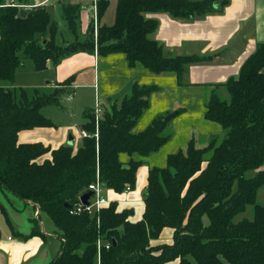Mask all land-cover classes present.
I'll use <instances>...</instances> for the list:
<instances>
[{"label":"trees","instance_id":"trees-1","mask_svg":"<svg viewBox=\"0 0 264 264\" xmlns=\"http://www.w3.org/2000/svg\"><path fill=\"white\" fill-rule=\"evenodd\" d=\"M28 1L15 0L22 5ZM216 1L118 0L114 23L98 25L95 31L91 22L84 34L81 6L62 3L72 40L59 43L58 26L44 5L20 16L18 6L0 0V81H13L24 58L41 71L48 61L57 64L87 52L123 53L129 67L172 72L183 84L189 65L207 62L213 55L165 53L149 37L158 20L145 13L191 19L214 11ZM106 6V0L97 1L98 18ZM74 80L72 74L50 89L0 87V190L30 202L39 210L37 219L43 211L61 230L60 251L48 264H192L191 259L197 264H264V198L256 202L264 185V41L256 44L237 76L220 83L229 100L212 90L205 104L204 118L227 129L226 136L202 147L190 138L185 149L167 154L164 166L150 167L137 220L131 219L133 208L119 209L116 200L93 214L73 209L97 180L115 193L130 191L142 162L132 156L146 157L169 140L167 113L155 115L141 130L134 129L150 106L151 95L159 90L157 84L133 82L129 94L103 107L97 122L94 108L84 110L81 128L88 135L76 148L18 142L21 130L56 126L42 107L58 105ZM121 153L129 159L123 162ZM248 171L255 172L247 176ZM248 205H253L252 219L235 222ZM0 211L6 215L1 201ZM37 219H30L27 237L43 235ZM164 228L173 230L171 241H158Z\"/></svg>","mask_w":264,"mask_h":264},{"label":"crops","instance_id":"crops-1","mask_svg":"<svg viewBox=\"0 0 264 264\" xmlns=\"http://www.w3.org/2000/svg\"><path fill=\"white\" fill-rule=\"evenodd\" d=\"M51 1L52 0H29L28 2L30 4H21L18 6V14L20 16H26L30 9L36 6L44 5L47 8V5ZM97 1L98 0H57L56 3L60 6L62 3L79 4L81 6L79 12L80 32L84 34L87 26L91 22H93L95 27L98 25H112L114 23L118 0H106L107 6L100 18H98L96 14ZM216 2L217 7L214 11L191 19H176L166 12L145 13L146 17L156 18L158 20V26L151 34V38L157 40L163 46L165 53L169 55H213L212 59L207 62L189 65L183 76V84L179 85L177 83V78L174 73H147V71H145L146 69H137L139 68L138 65L129 67L123 53L98 55L97 53L77 52L60 59L57 64L48 61L47 67L44 70L38 71L43 74L41 77H38V84L44 83L45 85L37 87L50 89L55 86L56 83L74 74L75 80L70 86L71 94L72 91L74 93L76 90H80L82 91V95H91L93 91L96 101H101L102 99L104 102L102 103L103 108L118 100L115 98V93L113 94V89H101L102 82L99 69L101 56L113 63L114 60L121 62L124 60L126 69L131 70V76H129L130 73H128V71L125 73L129 78L128 82L124 85V89L127 88L128 84L132 87L133 82L157 84L159 90L151 95L150 106L159 104L156 110L157 114L169 113L173 110H177L178 112L181 110V112L171 118L169 122H173L172 124L176 126V124H183L186 118L188 123L187 127L195 134V128L190 118L194 115L193 107L189 106L190 102H188V100L182 102L175 94L168 98V101L167 98L164 97V99H166L165 103H156L160 101L159 97L162 94L165 95L166 90H169L170 87L174 89V86L178 88L184 86L187 88H205L209 95L212 90L218 92V89L224 86L220 85V83H224L230 76H237L243 62L255 50L256 44L264 41V0H227L223 5L220 3L221 0ZM134 78L139 80H134ZM0 87L12 86L3 84ZM71 99H73V94ZM203 112L204 109L201 112L202 116ZM54 132L56 131L51 127H36L21 130L18 133V142H41L53 148L61 144L68 145L65 130L62 133L57 131V133L54 134ZM76 137H79L78 139L82 138L80 132L77 133ZM72 138V142H74L75 137L72 136ZM192 138H194L197 146H205L206 139L204 142L198 143L197 137L192 135ZM146 177L147 173L143 179L144 182L139 185L140 190L146 186ZM137 183L138 179L136 181V184ZM106 190L113 194H119L111 189ZM108 199L110 201L116 200V198L114 199L113 197H109ZM17 200V202L14 200L12 201V203H14L13 205H18V207L13 206V209L18 211L24 210L27 215V221L31 218L37 219L39 211L37 207H33L28 201ZM116 201L118 202V199ZM131 203L134 202H131V196L127 195L121 201L119 200L118 208H131ZM140 203V213L138 216L133 215L131 217L132 220H137L142 215V199ZM39 226L43 233L42 236L32 235L27 237L26 235L30 232L31 225L30 228L25 227L26 230H24L25 228L22 230L16 229V235H19L16 239L7 235L3 241L0 242V251L4 264H17L18 259L20 260L23 257L24 259H30L27 264H48L57 256L62 243L61 239L60 247L56 254L51 256L52 253H50L47 248L46 242L48 234L44 232L45 229L43 224ZM172 232L173 230L171 228H164L158 241H171Z\"/></svg>","mask_w":264,"mask_h":264},{"label":"rangeland","instance_id":"rangeland-1","mask_svg":"<svg viewBox=\"0 0 264 264\" xmlns=\"http://www.w3.org/2000/svg\"><path fill=\"white\" fill-rule=\"evenodd\" d=\"M57 0H52L47 6V9L49 10L53 20L56 22L58 26V38L56 39L59 43L67 42L72 40V37L68 31L67 25L65 23V20L63 19L60 5L56 3ZM149 37H152L149 35ZM47 38V36H46ZM119 59V58H117ZM124 60L121 61H115L114 63L111 61H107L103 56H101L100 61V74H101V82L102 87L101 89H107L111 90L113 89V94L115 93L116 100H120L126 93L129 94L131 91V85L128 84L127 90L124 89V85L128 82L129 76H131V70L126 69ZM139 68L137 69H144L142 66L138 65ZM126 69V70H125ZM126 71H128L129 76L126 75ZM148 72V70H145ZM172 73V72H169ZM42 72H38L35 70L34 65L32 61L29 58H24V64L19 66L15 71L14 81H0V86L3 84L9 85V86H22L26 88L30 87H37V86H43L44 83L38 84V77H41ZM128 76V77H127ZM139 78V77H137ZM137 78H134L137 79ZM139 80V79H137ZM45 82V81H44ZM41 84V85H40ZM43 88V87H41ZM126 92V93H125ZM218 95L223 100H229V92L225 86H222L218 89ZM73 94V99L72 98ZM71 91L62 97L60 103L58 105H45L42 107V113L51 119L56 126L51 127L54 132V134L59 132L66 131L65 134L68 137L71 135L75 137L73 142V147L76 148L81 142V139H78L77 133L81 132V124L83 121V112L86 109L94 108L97 104L96 99L94 98V93L92 91L91 95L84 94L82 95V91L76 90L74 93ZM177 95L178 98L182 100V102L188 100L189 106L193 107L194 115L190 118L192 119L191 123L193 127L195 128V134L192 133V131L189 130L187 127L188 123L185 120L183 121V124H172L173 122H169L168 125L165 128V132H167L170 135L169 140L157 151L154 153L149 154L146 157L139 156L138 154H134L132 157L134 159H142V162L137 170V179L138 183L134 188H132L127 193H120V194H113L108 192L106 189L103 190L102 196L103 197H113L116 200L118 199L121 201L125 198V196L130 195L131 196V208L134 210L135 216H138L140 213L139 205H141V197L143 195L142 188L140 190V184L144 182V177L148 171V169L152 166H164L166 161V155L168 153L175 152L179 149H185V144L187 143V140L189 138H192V135L197 137V142L201 143L204 142L207 144L210 140L216 139L218 141H221L227 134V129L221 127L219 124L206 120L204 116L201 115L202 110L205 108V104L209 98V93L207 92V89L205 88H187L182 87L178 88L174 86V89L171 87L169 90H166V94H162L159 97L158 102L165 103L166 99L164 97L170 98L172 95ZM69 98V99H68ZM101 106L102 103H104L101 99V101H98ZM186 104V103H185ZM110 106V105H109ZM106 106V107H109ZM159 104L151 105L149 106L143 114L139 117L137 120V123L134 127L135 130H141L144 128L148 122L157 114ZM188 106V105H187ZM160 108V107H159ZM174 111V110H173ZM172 112V111H171ZM169 112V113H171ZM167 113V114H169ZM166 114V115H167ZM181 121V120H180ZM180 123V122H178ZM173 125V126H172ZM78 140V141H77ZM208 140V141H207ZM204 143V144H205ZM78 144V145H77ZM205 144V145H206ZM203 146V145H198ZM120 159L125 162L127 159H129L128 155L126 153L120 154ZM261 168L264 169V163L262 164ZM255 171H248L246 173L247 176H251L254 174ZM4 190H0V201L5 206L6 215L0 211V242L3 241V239L10 235L11 237L15 238L19 235H16L17 230H22L23 228H30L31 223L29 220L27 221V215L26 212L18 211L13 209L14 207H18V205H13L12 201H18L17 198L11 194H8V192H5L7 194H4ZM264 198V185L261 186L257 191V198L256 202L261 203ZM94 200V197L92 198ZM19 203V202H18ZM7 216V217H6ZM253 217V205H248L244 212L237 214L234 217V221L237 222L243 218L252 219ZM37 223L39 225L43 224V227L45 229V233L48 234L46 237L47 242V248L49 249L51 256L55 255L58 248L60 247V232L61 230L54 225L51 218L46 214L45 212H40L39 217L37 219ZM26 228L24 230H26ZM57 236V237H55ZM30 259H18L17 264H27ZM192 264H197L194 259H191ZM0 264H4L3 257L1 255L0 251Z\"/></svg>","mask_w":264,"mask_h":264},{"label":"built area","instance_id":"built-area-1","mask_svg":"<svg viewBox=\"0 0 264 264\" xmlns=\"http://www.w3.org/2000/svg\"><path fill=\"white\" fill-rule=\"evenodd\" d=\"M6 3L9 5H15V6L21 5L15 2V0H6ZM95 31H96V27H95ZM98 101L99 100L96 101L97 104L94 107V114H95L94 116H95L96 122L103 112V108ZM87 135L88 133L85 130H81L80 132L81 137H85ZM88 189L93 191V194L88 199V204L87 205L82 204L79 199L78 205L76 206L75 209H73V212H76V213L88 212L89 214H93V213L98 212L101 207L106 206L110 203V200L108 198L102 196L104 187L98 180L90 184L88 186ZM127 189L125 190V192L128 191ZM93 197H94V200H92ZM99 246L100 245L98 244V248ZM98 256L99 255L97 254V259H98Z\"/></svg>","mask_w":264,"mask_h":264},{"label":"water","instance_id":"water-1","mask_svg":"<svg viewBox=\"0 0 264 264\" xmlns=\"http://www.w3.org/2000/svg\"><path fill=\"white\" fill-rule=\"evenodd\" d=\"M216 3H217V2L214 3L215 6H216ZM176 114H177V110L172 111L171 113L167 114V115L164 117V121H166V122H167V121H170L171 118H173ZM72 141H73V138H72V136L70 135V136L68 137V141H67L68 145H72V143H73ZM92 194H93V191H92V190H88V191L82 193L81 196L79 197L81 203L84 204V205H87V204H88V199H89V197H90Z\"/></svg>","mask_w":264,"mask_h":264}]
</instances>
